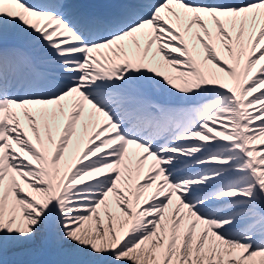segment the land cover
Here are the masks:
<instances>
[{
    "label": "snow or ice",
    "instance_id": "snow-or-ice-1",
    "mask_svg": "<svg viewBox=\"0 0 264 264\" xmlns=\"http://www.w3.org/2000/svg\"><path fill=\"white\" fill-rule=\"evenodd\" d=\"M0 264H264V0H0Z\"/></svg>",
    "mask_w": 264,
    "mask_h": 264
}]
</instances>
